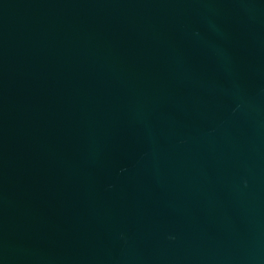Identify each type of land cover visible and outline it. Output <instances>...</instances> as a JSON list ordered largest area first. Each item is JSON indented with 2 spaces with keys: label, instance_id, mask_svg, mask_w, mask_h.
Here are the masks:
<instances>
[{
  "label": "water",
  "instance_id": "1",
  "mask_svg": "<svg viewBox=\"0 0 264 264\" xmlns=\"http://www.w3.org/2000/svg\"><path fill=\"white\" fill-rule=\"evenodd\" d=\"M0 264H264V0H0Z\"/></svg>",
  "mask_w": 264,
  "mask_h": 264
}]
</instances>
